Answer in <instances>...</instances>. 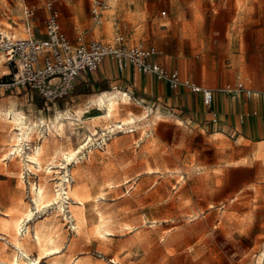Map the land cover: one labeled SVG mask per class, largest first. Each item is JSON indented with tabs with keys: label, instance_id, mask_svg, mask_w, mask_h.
I'll list each match as a JSON object with an SVG mask.
<instances>
[{
	"label": "rangeland",
	"instance_id": "374dc122",
	"mask_svg": "<svg viewBox=\"0 0 264 264\" xmlns=\"http://www.w3.org/2000/svg\"><path fill=\"white\" fill-rule=\"evenodd\" d=\"M46 1L0 0V31L27 36V6L40 38ZM51 1L71 41L122 35L153 44L167 69L214 89L217 109L222 101L232 109L213 121L199 96L170 90L178 98L166 102L121 81L105 90L85 82L54 104L29 87L0 89V264L20 253L17 242L39 264H264V139L244 127L258 114L245 102L264 97V0H108L100 24L90 0ZM101 95L117 100L108 117ZM27 131L40 170L22 152ZM15 133L21 155L8 150ZM38 185L46 204L35 208ZM24 212L28 227L18 234Z\"/></svg>",
	"mask_w": 264,
	"mask_h": 264
},
{
	"label": "built area",
	"instance_id": "2783aa9c",
	"mask_svg": "<svg viewBox=\"0 0 264 264\" xmlns=\"http://www.w3.org/2000/svg\"><path fill=\"white\" fill-rule=\"evenodd\" d=\"M107 7L108 0H90L89 17L93 23L102 22L103 11ZM45 9L40 30L43 36L40 38L33 35V9L27 6L23 8V24L27 36L15 37L0 31V54L10 68L4 77H0V89L11 91L29 87L45 102L54 104L68 97L86 74L96 71L103 59L110 57L119 72L131 67L139 73L165 81L171 90L185 89L199 93L202 104L211 115L210 119H217V112L212 109L214 90L154 60L159 53L155 45L142 42L128 44L122 35L115 36L112 42L79 38L71 41L61 28L58 9L51 0L45 2ZM236 86L247 95L251 93L241 82ZM225 91L228 93L232 89L226 87Z\"/></svg>",
	"mask_w": 264,
	"mask_h": 264
},
{
	"label": "crops",
	"instance_id": "0c3cea01",
	"mask_svg": "<svg viewBox=\"0 0 264 264\" xmlns=\"http://www.w3.org/2000/svg\"><path fill=\"white\" fill-rule=\"evenodd\" d=\"M160 54H161V50L159 49V53L155 55L154 60L162 64L159 60ZM3 62L5 63L4 59H3ZM5 65L8 67L6 63ZM9 71H10V68L8 67V72ZM3 74L5 75V73ZM88 81L94 82L93 84L98 86L100 89H101L102 84H105L107 87H109L110 83L117 82V81H121V83H129L130 85L134 86L136 89L145 93L146 96H148L147 94H150L152 96H158V94H164L162 99H164L166 102H170V101L174 102V99L177 100L178 98L177 95L169 96L171 93L170 92L171 89L168 87L167 83L165 81L156 79L152 75L139 73L131 67H127L122 72H119L116 69L114 62L110 57H105L103 61L100 63L96 71L86 74L85 78L80 80L78 84H76L75 86L79 87L80 84H83ZM164 83L166 84V88H167L166 91H165ZM173 91L175 92V94L188 92L189 95L193 94L197 97L199 96L198 98L201 101V97L199 93H191L185 89L173 90ZM82 92L83 90L80 89L79 93L81 94ZM183 97L185 98L186 96L184 95ZM181 100L183 102L182 96H181ZM215 102H216V93L214 92L212 109L217 111V113L220 112L223 114H226V112H231L232 108L228 104L231 102L222 101L218 109L214 106ZM245 103H249L248 104L249 108H253L255 107L256 104H258L257 105V110H258L257 116H251L246 119V122L244 125V127L246 128V134L252 138L264 139V97L263 98L259 97L258 99H254L253 97H250V100ZM237 109L238 111L241 110L240 105H237ZM207 113H209L208 110H207Z\"/></svg>",
	"mask_w": 264,
	"mask_h": 264
},
{
	"label": "bare ground",
	"instance_id": "6f19581e",
	"mask_svg": "<svg viewBox=\"0 0 264 264\" xmlns=\"http://www.w3.org/2000/svg\"><path fill=\"white\" fill-rule=\"evenodd\" d=\"M107 93V92H106ZM115 97V96H114ZM121 98L122 101L121 102V105L125 104V100L129 99V96H127L126 93H124V96L123 97H119ZM119 100V99H118ZM130 100V99H129ZM117 101V100H116ZM116 101L113 100L112 98H104L102 95H101V98H99L98 100V104L100 108L104 109L105 108V115L108 117L110 116L112 113H113V107L117 109L118 105H116ZM115 103V104H114ZM118 104V103H117ZM113 109V110H112ZM111 110H112V113H111ZM118 111V110H117ZM103 112V110H102ZM20 118V117H19ZM23 119V118H22ZM16 121V120H15ZM124 121V120H123ZM118 122V121H117ZM121 122V121H119ZM18 123V122H17ZM52 123V122H51ZM124 123V122H123ZM20 126V125H19ZM30 129V128H29ZM19 131V130H18ZM28 132V131H27ZM30 132V131H29ZM28 133H26L24 135V141L26 142V148L24 150H22V146L20 145L19 141H20V135L18 133H15L11 140H12V144L10 145L9 147V153L14 151L17 155H21L20 151L22 150L23 153H25V156L27 158V161L29 162H32L33 164L35 163L36 167H37V170H40L41 169V164L38 160V157H36L38 153V149L35 146H31V135ZM30 142V144H29ZM28 149V150H26ZM40 150V149H39ZM3 154V153H2ZM8 153H4L3 154V158L6 157ZM15 155V154H14ZM55 157V156H53ZM2 158V157H1ZM25 158V159H26ZM55 160H52L51 162L49 163H54ZM30 164V163H29ZM59 165V164H58ZM34 167V166H33ZM48 169V167H47ZM46 171V169H45ZM65 172V171H64ZM67 176V175H66ZM68 182V181H67ZM33 185V183H32ZM45 185V184H44ZM44 185L42 186H39L37 187V190H36V193H35V197H34V206L35 208H39L41 205H45L46 203L43 202V198L45 197V189H44ZM34 188V187H33ZM71 191V190H70ZM77 191V190H76ZM62 192H65V191H62ZM67 192V191H66ZM73 192V191H72ZM78 193V192H77ZM58 194V193H57ZM68 194V193H66ZM75 194V195H74ZM74 197L76 196L78 198V200L81 201V198L79 197V193L76 194L74 193ZM59 196V195H58ZM52 197V196H51ZM50 197V198H51ZM49 198V197H48ZM47 198V200H48ZM49 198V199H50ZM55 199V197H52ZM52 199V200H54ZM49 204V203H48ZM29 211V210H28ZM99 211V210H98ZM99 213V220H97V224L95 225L96 226V231L101 235V236H105V234L107 233H110L109 232V229L107 228L106 226V223L103 221V219L101 217L102 214L101 212H97ZM31 214V213H30ZM27 212H24L21 214V216H19L13 223V229H15L14 231H16V233L20 234V230L21 228L24 229V231L27 229V221L29 220V215ZM34 239L36 241V243H38V245L41 243V240L40 239V236L38 235V233L36 231H34ZM17 239V238H16ZM48 242H53V239H49ZM22 244H19V242L16 243V246L17 248L19 249L20 253L19 254H16V255H13L12 259L10 260V264H39L40 262V256H35V257H31L27 251L21 246ZM40 246V245H39ZM42 247V246H40ZM53 248V247H52ZM52 248H49V249H52ZM44 249V247H43ZM49 249H44L43 250V253H47ZM50 251V250H49ZM42 253V252H41Z\"/></svg>",
	"mask_w": 264,
	"mask_h": 264
},
{
	"label": "trees",
	"instance_id": "16d2710c",
	"mask_svg": "<svg viewBox=\"0 0 264 264\" xmlns=\"http://www.w3.org/2000/svg\"><path fill=\"white\" fill-rule=\"evenodd\" d=\"M108 87L105 85V84H102L101 85V89L102 90H105V89H107ZM80 92V89L78 88V86H76V93H79Z\"/></svg>",
	"mask_w": 264,
	"mask_h": 264
}]
</instances>
